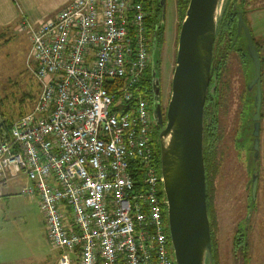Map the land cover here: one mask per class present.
I'll return each mask as SVG.
<instances>
[{"label": "built area", "instance_id": "1", "mask_svg": "<svg viewBox=\"0 0 264 264\" xmlns=\"http://www.w3.org/2000/svg\"><path fill=\"white\" fill-rule=\"evenodd\" d=\"M148 0H71L23 20L32 109L0 132V189L23 175L56 264H175L153 117ZM1 194V190H0Z\"/></svg>", "mask_w": 264, "mask_h": 264}, {"label": "rangeland", "instance_id": "2", "mask_svg": "<svg viewBox=\"0 0 264 264\" xmlns=\"http://www.w3.org/2000/svg\"><path fill=\"white\" fill-rule=\"evenodd\" d=\"M246 1L244 10L248 12L244 13V23L262 59L261 93L264 98V0ZM164 17L161 76L167 104L171 96L178 34L184 19L177 12L175 0L165 1ZM23 20L33 22L24 15L20 21ZM29 49V35L22 28H13L0 36V124L29 112L38 95L39 86L28 66ZM241 60L236 52L228 50L223 70L219 72V101L215 108L219 168L212 181L208 204L211 242L213 249H217L214 257L212 254L213 264H264V101L260 158L253 164L247 147L244 149L236 142L243 137L240 135L243 127L249 130L246 140L250 143L252 126L245 121L252 115L251 101L255 93L253 90L246 96L247 84L253 78V66L246 63V67ZM254 174L257 186L253 196ZM27 184L26 178L19 175L0 189L3 191L0 197V264H56L58 252L48 239L38 199L22 193V187ZM245 224L243 238L247 243V261L234 253L235 236L242 233Z\"/></svg>", "mask_w": 264, "mask_h": 264}, {"label": "water", "instance_id": "3", "mask_svg": "<svg viewBox=\"0 0 264 264\" xmlns=\"http://www.w3.org/2000/svg\"><path fill=\"white\" fill-rule=\"evenodd\" d=\"M165 1L160 0L163 13ZM223 7L224 0H189L178 34L176 64L165 121L157 101L160 88L156 42L151 52V82L155 100L151 113L153 122L159 126L160 173L175 264H213L203 161V115L211 78L213 45ZM241 30L254 64L248 89H256L251 120L257 158L262 104L261 67L253 39L240 14L238 33ZM214 89L215 86L210 88L211 94ZM256 186L254 174L253 196Z\"/></svg>", "mask_w": 264, "mask_h": 264}, {"label": "flooded vegetation", "instance_id": "4", "mask_svg": "<svg viewBox=\"0 0 264 264\" xmlns=\"http://www.w3.org/2000/svg\"><path fill=\"white\" fill-rule=\"evenodd\" d=\"M246 2H247L246 0H226L225 4H224V13H225V9L227 7H229L230 4H231V6L233 5V8H231V12H232V14L234 16L233 18L235 20V30L233 32L234 35L230 37V40H231V49L230 50H233L234 52H236L240 56V58L242 59L240 62L244 66H246V63H248L249 66H250V63H251V65L253 66V73H254V64H253L252 59H251V57L249 55L248 49H246L247 40H246V37L244 35V32H243V30H241L240 33H238V31H237V28H238V16L241 14L242 17H243V20H244V13L248 12L247 10L243 9V7L246 5ZM234 3H235V5H234ZM239 4H241V7L238 8L237 5H239ZM149 10H150L151 17H154L157 20V22L153 26L152 34H151L152 35V38H151V52H152L153 44H154V42H156V46H155L156 47V53H157V55L159 57V61L157 63L156 70H157V73H158L159 88H160L159 96L157 97V101L160 103L162 117H163V120L165 121V114H166L168 102H167V104H165V100H164L165 99V95H164V92H163L162 76H161L162 47L164 46L163 44L165 43V17H164L165 13H163V7H162V5L160 3V0H152V5H151V8ZM249 32H250V30H249ZM252 39H253L254 45L256 47L255 40H254V38H252ZM256 51H257L258 58H259V61H260L261 75H262V59L259 57V53H258V48L257 47H256ZM223 67H224V65L220 64L219 66H216V69H218V70H213V67L211 65V75H210L211 78H210V83H209V91H208V94L206 96L204 108L209 106L210 88L212 87V85H213L215 80H216V83H214V84L216 85V88L219 87V77H220L219 76L220 75L219 72L223 70ZM212 80H214V81H212ZM251 80H252V78H251ZM250 81L248 82L247 87H246V96L250 95L253 90L255 91L253 99L251 101L252 108H253V103H254V97H255V94H256V89L255 88L248 89V85H249ZM218 99H219V96H218ZM147 100H148L150 109L152 110L153 104L155 102L153 89H152V82H151L150 93H148V99ZM262 101H264V98H262ZM213 102L217 103V100L214 99ZM251 114L253 115V112ZM252 115L251 116L248 115L247 118H246V121H245V123H248V124L251 123V126H252L251 132L249 134V135H251V140H249L250 143L248 144L247 143L248 140H246V138H248L249 130L247 128H243V127L241 129L240 135H242L244 138L241 137L240 140H238L236 142L238 143V145L242 144L244 149H246L245 147H247L248 151L251 153V156H252V163L254 164L256 162L258 163L259 162V158H260V131H261V128H260V131H259L258 157L256 158L255 157V151H254V148H253L254 138H253V135H252V131H253V123H252V120H251ZM261 119H262V104H261L260 122H261ZM158 132H159V126H158V124H155L153 126V133L155 134V133H158ZM253 171H254V168H253ZM251 189H252V186H251ZM247 222H248V218H247ZM246 224L243 226L242 233L236 234L235 239H234V251H235L234 253H235V255H240L241 259H243V261H244V259L247 261V245H246L247 243H246V240L243 238V237H245V231L247 229V225ZM212 254H213V257H214V254H217V249H215V247L213 249V246H212ZM213 262H214V260H213ZM242 264H247V263L244 262Z\"/></svg>", "mask_w": 264, "mask_h": 264}, {"label": "trees", "instance_id": "5", "mask_svg": "<svg viewBox=\"0 0 264 264\" xmlns=\"http://www.w3.org/2000/svg\"><path fill=\"white\" fill-rule=\"evenodd\" d=\"M188 3H189V0H175L176 9L181 19L184 18ZM151 5H152V0H148L146 7L150 9ZM239 7H241V4H239L238 8ZM231 8H233V5L231 6L230 4L229 7L225 9V13L223 10V14L219 22L215 42L213 45V57H212V64H211L213 67V70H218L216 69V66H219L220 64L224 65L227 52L231 48L230 37L234 35L233 32L235 30V20L233 18L234 16L231 12ZM244 8L245 7H243V9ZM149 22L154 25L157 22V20L154 17H151ZM214 83H216V80L214 81ZM214 83L212 86H215V90L212 94L210 93L209 95V106L204 108V115H203V125H204L203 126V161H204V167H205L207 210H208V204H209V198H210V188L212 186V181L219 168L218 167L219 166V163H218L219 140L217 136L218 122H217V116L215 112L217 103L213 102L214 99H216L217 102L219 100L218 99L219 88L218 87L216 88V85ZM140 85H141L142 95L146 99H148V93H150V88H151V67L150 66L147 69L146 77L144 78V80L141 82ZM20 116H22V114ZM13 121L14 120H9V121L3 120V123L0 124V132L3 130L8 131ZM157 137H158V133H155L154 140H153L154 162H155V165L158 171H160L159 145H158ZM1 196L2 194H0V197Z\"/></svg>", "mask_w": 264, "mask_h": 264}, {"label": "crops", "instance_id": "6", "mask_svg": "<svg viewBox=\"0 0 264 264\" xmlns=\"http://www.w3.org/2000/svg\"><path fill=\"white\" fill-rule=\"evenodd\" d=\"M71 0H0V35L17 28L21 16L32 21L53 18ZM41 5V6H40ZM35 6H40L36 8ZM3 43V42H2ZM2 195H3V191Z\"/></svg>", "mask_w": 264, "mask_h": 264}]
</instances>
